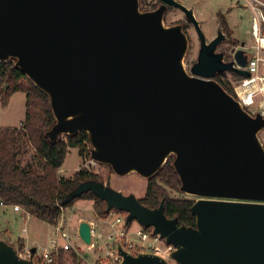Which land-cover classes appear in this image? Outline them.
<instances>
[{
  "label": "water",
  "instance_id": "1",
  "mask_svg": "<svg viewBox=\"0 0 264 264\" xmlns=\"http://www.w3.org/2000/svg\"><path fill=\"white\" fill-rule=\"evenodd\" d=\"M169 6L197 24L177 0L151 11L140 0H0V61L13 60L50 97L51 141L86 132L93 160L147 180L174 156L180 191L199 197L191 207L195 227L167 217L164 201L149 208L98 181L79 184L64 202L92 191L107 213L124 211L127 223L173 244L178 264H264V117L214 79L217 70L249 72L227 65L190 74L183 25L164 22ZM235 58L241 66L248 60L243 50ZM92 230L80 222L87 246ZM118 251L120 264H168L159 255ZM0 264L41 263L0 239Z\"/></svg>",
  "mask_w": 264,
  "mask_h": 264
},
{
  "label": "trees",
  "instance_id": "2",
  "mask_svg": "<svg viewBox=\"0 0 264 264\" xmlns=\"http://www.w3.org/2000/svg\"><path fill=\"white\" fill-rule=\"evenodd\" d=\"M221 85L237 99L234 87L229 82ZM18 92L26 95V112L22 125L0 126V202L9 208L20 206L24 212L53 227L59 223L65 210L73 207L79 200L91 202L96 216L107 218L110 215L106 211L107 202L92 191L83 193L70 202H64L67 195L81 183L98 181L110 186L107 182L110 173H97L82 168L69 179L60 173L70 148L78 149L83 162L91 157L89 134L80 132L51 141L46 135L55 123L50 97L16 67L13 60L0 61L1 105L6 107L11 97ZM30 151L35 152L36 162L26 158ZM173 161L174 156L169 157L160 171L149 179L147 194L140 202L149 208H157L164 201L167 217L178 218L179 225L195 227L196 217L191 207L196 199L171 196L170 191L182 193L180 177ZM113 211L127 215L121 210ZM133 222L128 223V226ZM13 246L20 250L25 244L21 239ZM35 254L32 253L34 260L41 263L42 259ZM53 258L52 264L81 263L75 249L58 250L53 253Z\"/></svg>",
  "mask_w": 264,
  "mask_h": 264
},
{
  "label": "rangeland",
  "instance_id": "3",
  "mask_svg": "<svg viewBox=\"0 0 264 264\" xmlns=\"http://www.w3.org/2000/svg\"><path fill=\"white\" fill-rule=\"evenodd\" d=\"M179 2L184 4L189 9H194L196 14L198 12V18H201L207 26H212L215 22V16L217 14H221L222 11V13L228 17L234 30L240 34L243 33V38L248 44L250 43L251 36L249 24L243 22L240 14L242 12L241 0H179ZM141 3L142 10H151L158 6L159 0H142ZM164 22L166 26H172L179 23H185V25L190 26L189 23L186 22L184 12L175 7L169 9L165 16ZM188 32L191 33L192 31ZM194 41L195 38L193 37L191 40V45L193 48H195ZM192 52V50L189 51V53ZM237 76L240 77L239 75ZM25 97L26 95L24 93H15L14 96L11 97V102L6 109H3L0 101V124H5L2 121L4 115H6V118L9 120V122H11L7 124L15 125L14 123H16L17 126H19L22 123L25 114ZM247 111L254 115L256 114L257 108H249ZM260 136L264 142V133H261ZM26 158L29 160H34L35 162L37 161L34 151L28 152ZM84 162L78 154L77 148H70L63 164V169L65 171L63 173V177L68 179L72 178V174L77 169L80 170L83 168ZM102 173H110V178L107 182L112 188L121 191L123 194H133L138 199L145 198L149 180L143 178L139 174L130 173L126 176H119L114 172H111L109 166H104L102 168ZM170 193L171 196L175 198L188 197L194 198L196 200L199 199V197L189 196L176 191H170ZM8 211L9 212H7V216L6 213L2 214L0 212V238H10V244H18L17 240L19 237L24 235L23 230L25 228L27 231L39 236V238L45 236L42 239L48 241V244L50 242L49 240L55 236V229L53 226L48 225V223H44V221L38 222L37 220L29 218L27 213L23 210L20 213H16L11 209ZM62 218L68 223V231L70 236H72L70 242L73 245V248L77 249L76 251L79 255L81 262L80 264H96L101 259L103 260L105 252L116 244L115 240L117 238L113 240L107 238L109 235L114 233L111 225L114 223V218L110 217L106 223H104L102 218L96 216L92 207V203L89 201H77L73 207L65 210ZM86 220L94 222L97 232L103 233V240H100V242H98V244H96L94 247L85 245L78 237L79 224L81 221ZM67 226L64 224V228ZM132 227L138 228V222L134 221ZM116 229L119 230L120 226H116ZM38 250H41V248H38ZM43 251L44 250H42V252ZM43 253L47 255V252Z\"/></svg>",
  "mask_w": 264,
  "mask_h": 264
},
{
  "label": "built area",
  "instance_id": "4",
  "mask_svg": "<svg viewBox=\"0 0 264 264\" xmlns=\"http://www.w3.org/2000/svg\"><path fill=\"white\" fill-rule=\"evenodd\" d=\"M241 1L242 12L240 14L243 22L249 24L251 36V42L244 48V50H248L250 55H248V60L245 66H241L237 61H235V63L237 68L248 71L249 76L237 74L240 77L235 76L231 78L229 83L234 87L238 101L246 110L256 107V113H261L264 117V0ZM261 133H264V130ZM104 166L106 165L101 164L90 157L84 162L83 169L102 173V168ZM1 204L4 205L2 202ZM13 209L16 212L22 211L20 206H14ZM27 216H29L28 213ZM110 217L114 218V223L111 224L114 233L107 238L111 240L117 238L115 240L116 244L111 247V249L107 250L103 256V260L101 259L96 264H120L122 262V256L119 254V247H122L132 255L151 253L163 257L168 264H178L172 257L173 253L176 251V247L173 244L167 243V241L160 235L155 234L153 228L147 229L139 223L138 228H133L132 225L128 226V223L126 222L127 215L117 213L113 210L110 212V215L102 221L106 223ZM64 224L67 226L68 223L61 218L59 223L54 226L55 239L52 241L51 247L46 249L47 255L42 257L41 264H52L54 260L53 253L58 250H77L76 248H73V245L70 242L72 236L69 234L68 226L64 228ZM91 225L93 229L92 246L94 247L100 242V240H103V233L97 232L96 225L93 222H91ZM116 226H120V229L117 230ZM17 251L20 257H33L32 249L29 246H25L23 249Z\"/></svg>",
  "mask_w": 264,
  "mask_h": 264
},
{
  "label": "flooded vegetation",
  "instance_id": "5",
  "mask_svg": "<svg viewBox=\"0 0 264 264\" xmlns=\"http://www.w3.org/2000/svg\"><path fill=\"white\" fill-rule=\"evenodd\" d=\"M141 2L142 0H140L142 10ZM160 5L161 0H159L158 6L151 10L157 9ZM170 8H173V6L168 7L166 14ZM191 10L197 21V24L194 21L190 22L185 13L184 14L186 22H188L190 26L185 25V23H179L183 25V30L185 31L189 39V49L185 56L184 63L187 71L190 74H192L194 68H196V71L199 72L211 71L215 66L224 67L227 65H231V67L237 68L235 63L236 52L239 50H243L246 52L247 56L250 55V52L248 50H244V48L250 43L248 44L247 41L243 38V33L240 34L239 32H236L234 30L228 17L224 13H222V11L221 14H217L215 16L214 24L212 26H207L201 18H198V12L196 14L194 9ZM199 29L201 30L205 43L201 38ZM188 31L192 32L190 33ZM193 37L195 38V48H193L191 45V40L193 39ZM191 50L193 52L189 53V51ZM201 56L203 57L202 63L200 61ZM235 76H237V73L233 72L232 70H217L214 79L221 84L229 82L230 79Z\"/></svg>",
  "mask_w": 264,
  "mask_h": 264
},
{
  "label": "crops",
  "instance_id": "6",
  "mask_svg": "<svg viewBox=\"0 0 264 264\" xmlns=\"http://www.w3.org/2000/svg\"><path fill=\"white\" fill-rule=\"evenodd\" d=\"M18 93H22V92H18ZM14 96V95H13ZM26 98V97H25ZM10 102L11 101H9V104H10ZM25 102H26V99H25ZM9 104L6 106V107H3V109H6V108H8V106H9ZM25 112H26V108H25ZM24 119H25V114H24V118H23V121H24ZM2 121H3V123H5V124H0V126H15V127H20L21 125H22V123H23V121H22V123L19 125V126H17V124L16 123H14L15 125H11V124H7V123H11V122H9V120L6 118V115H4L3 116V118H2ZM77 151H78V149H77ZM78 154H79V152H78ZM76 171H78V169L76 170ZM75 171V172H76ZM65 171H64V169H63V167L61 168V170H60V173H61V175L63 176V173H64ZM74 172V173H75ZM74 173L72 174V175H74ZM9 209H11L12 211H14V209L13 208H9V207H6V206H4V205H2L1 204V202H0V212L2 213V214H5L6 213V216L8 215V213L7 212H9L8 210ZM14 212H16V211H14ZM21 212V211H20ZM20 212H16V213H20ZM29 214V213H28ZM29 218H31V219H33V220H37V219H35L34 217H32L30 214H29V216H28ZM27 219V218H26ZM38 222H40V220H37ZM86 221H88V222H90L91 223V221H89V220H86ZM45 223V222H44ZM94 223V222H93ZM49 225V224H48ZM54 228V227H53ZM23 233H24V235H22V237H19L18 238V240H17V243L19 242V240H21L22 239V242L25 244V246H29V247H31V249H33V248H36V254H35V256L36 257H38V258H42L41 256H43V257H45V253H43V252H47L46 251V249H49V247H51V243H52V241L55 239V236L54 237H52L49 241V244H48V241H45V240H43L42 238L43 237H45V236H43L42 238H39V236H36V235H34L33 233H31L30 231H27V229L25 228L24 230H23ZM45 234V233H44ZM42 236V235H41ZM47 238V237H46ZM45 238V239H46ZM0 239H2V240H6V241H8L9 242V239L10 238H0ZM10 243V242H9ZM66 243V242H65ZM38 248H41V250H38ZM42 250H44L43 252H42ZM40 252V253H39Z\"/></svg>",
  "mask_w": 264,
  "mask_h": 264
}]
</instances>
